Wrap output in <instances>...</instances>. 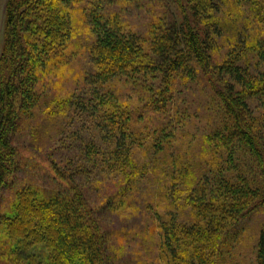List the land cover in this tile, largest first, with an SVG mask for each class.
Segmentation results:
<instances>
[{"label":"trees","instance_id":"trees-1","mask_svg":"<svg viewBox=\"0 0 264 264\" xmlns=\"http://www.w3.org/2000/svg\"><path fill=\"white\" fill-rule=\"evenodd\" d=\"M80 1H6L0 53V193L17 169L11 137L20 115L31 111L38 100V70L60 59L58 48L71 32L70 5ZM168 1L179 13L181 31L160 34L153 43H147L126 29L109 6L116 3L114 0H90L87 6L95 40L89 50L92 68L83 82L86 95L89 93L96 102L99 130L109 139L114 166L120 159L122 165L135 169L129 160L134 150L143 147L138 141L142 135L151 141L145 148L153 150L155 162L163 163L167 200L181 204L174 215L158 214L156 218L163 264H212L223 256L222 245L226 247L229 230L257 208H264V141L249 106L251 98L264 104V82L251 81L246 69L243 75L236 60L223 66L222 78L216 77L206 46L184 8L185 0ZM234 1L253 14V51L256 59L264 63V0ZM250 42L247 38L243 45L251 46ZM192 65L209 83L226 116L223 128L202 133L198 138L188 132L192 126L185 123L173 127L160 122L139 131V110L133 112L125 103L112 99L114 94L105 89L116 80L140 81L141 85L147 79L158 80L144 90L140 88L147 93L142 103L151 113L163 114L173 80L179 72L192 73L188 69ZM71 94L65 101L68 106L72 100L79 101ZM194 142L200 152L192 155ZM238 152L251 160L256 182L245 175L247 169L238 161L242 158L235 159ZM203 168L216 171L220 178L209 183L206 173L198 174ZM52 169L55 171V166ZM55 173L52 179L65 180L63 174L57 170ZM17 200L10 215L0 214V226L10 237H21L24 245L42 243L52 264H109L96 219L79 189L44 193L30 188V193H19ZM182 210H188L190 221L183 220ZM255 261L264 264V229L258 235Z\"/></svg>","mask_w":264,"mask_h":264},{"label":"rangeland","instance_id":"rangeland-1","mask_svg":"<svg viewBox=\"0 0 264 264\" xmlns=\"http://www.w3.org/2000/svg\"><path fill=\"white\" fill-rule=\"evenodd\" d=\"M89 1L70 5L71 32L58 48L60 59L38 70L35 87L38 100L34 101L31 111L20 115L11 137L17 154V169L0 193V214L10 215L13 207H17V195L23 191L30 193V188L49 193L70 191L75 187L93 212L109 264H163L156 218L158 214L162 217H169L167 213L174 215L181 204L174 199L167 200L168 183L162 172L163 163L155 162L153 150L145 148L149 145L147 142H151L149 138L143 135L138 138L143 147L134 150L129 160L135 169L122 165L124 162L120 159L114 166L111 160L109 139L99 130L96 102L89 93L86 95L87 87L83 82L92 68L89 50L95 40L87 6ZM114 1L116 3L109 6L115 9L126 29L147 43H153L160 34L181 31L179 13L168 0ZM184 5L191 24L206 46L216 77L222 78L225 75L223 66L236 60L243 75L248 71L251 81L264 82V63L256 59L253 51L256 34L253 20L251 22L253 14L247 7L234 0H185ZM4 18V9H0V53ZM247 38L251 39V46L243 45ZM188 69L192 73L179 72L173 80L166 97L167 111L163 114L151 113L144 109L145 102L142 103L147 93L141 89L158 80L147 79L144 85L140 81L116 80L105 89L114 94L112 99L125 103L133 112L139 110L141 117L136 123L139 131L160 122L173 127L185 123L192 126L188 132L195 133L198 138L202 133L223 128L226 116L196 66ZM70 94L77 96L79 101L72 100L68 106L65 101ZM256 99L251 98L249 106L259 122V134L264 141V104ZM195 142L192 155L200 152ZM237 157L242 158L238 161L247 169L245 175L256 182L248 156L238 152L235 159ZM52 166L64 175V181L52 179L56 174ZM222 168L226 169L223 165ZM204 170L200 169L198 174L206 173L209 183L220 178L215 175L216 171ZM180 212L183 220H191L188 210ZM262 229L264 208H257L229 230L226 247L222 245L224 254L212 264H256L257 239ZM24 243L21 237H10L0 226V264H52L42 243Z\"/></svg>","mask_w":264,"mask_h":264},{"label":"crops","instance_id":"crops-1","mask_svg":"<svg viewBox=\"0 0 264 264\" xmlns=\"http://www.w3.org/2000/svg\"><path fill=\"white\" fill-rule=\"evenodd\" d=\"M5 4H6V0H3L2 2H0V9H4V7H5Z\"/></svg>","mask_w":264,"mask_h":264}]
</instances>
